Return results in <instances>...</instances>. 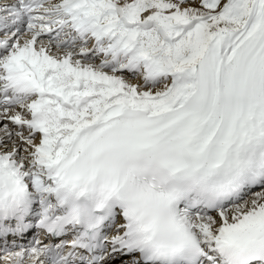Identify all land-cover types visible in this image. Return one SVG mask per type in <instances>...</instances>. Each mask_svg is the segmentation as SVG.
Returning <instances> with one entry per match:
<instances>
[{
    "label": "snow or ice",
    "instance_id": "snow-or-ice-1",
    "mask_svg": "<svg viewBox=\"0 0 264 264\" xmlns=\"http://www.w3.org/2000/svg\"><path fill=\"white\" fill-rule=\"evenodd\" d=\"M0 264H264V0H0Z\"/></svg>",
    "mask_w": 264,
    "mask_h": 264
}]
</instances>
